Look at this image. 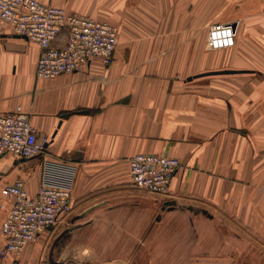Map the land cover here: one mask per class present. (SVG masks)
Here are the masks:
<instances>
[{"label": "crops", "instance_id": "obj_1", "mask_svg": "<svg viewBox=\"0 0 264 264\" xmlns=\"http://www.w3.org/2000/svg\"><path fill=\"white\" fill-rule=\"evenodd\" d=\"M38 1L110 23L118 41L107 66L96 57L38 78L37 43L0 26V111L20 105L48 140L45 158L0 155V201L22 178L31 195L67 189L73 205L20 262L207 264L264 251V0ZM216 22L234 23L232 47H206ZM136 153L180 161L166 195L130 183Z\"/></svg>", "mask_w": 264, "mask_h": 264}, {"label": "built area", "instance_id": "obj_2", "mask_svg": "<svg viewBox=\"0 0 264 264\" xmlns=\"http://www.w3.org/2000/svg\"><path fill=\"white\" fill-rule=\"evenodd\" d=\"M0 26L37 43L38 78L78 71L96 57L107 66L113 60L118 41L116 26L38 0H0ZM235 35L233 22L212 23L206 33V47H232ZM47 143L46 137H37L28 113L20 105L0 111V155L45 158ZM179 166L180 161L173 156L136 153L129 159L130 183L148 194L164 196ZM3 190L9 204L5 206L0 201L5 210L0 261L21 264L18 255L25 245L35 242L42 232L55 228L71 214L72 195L67 189L45 183L31 195L22 178L6 183Z\"/></svg>", "mask_w": 264, "mask_h": 264}, {"label": "rangeland", "instance_id": "obj_3", "mask_svg": "<svg viewBox=\"0 0 264 264\" xmlns=\"http://www.w3.org/2000/svg\"><path fill=\"white\" fill-rule=\"evenodd\" d=\"M73 214V210L71 212L70 215ZM248 255H241V256H226V257H211V261L208 262L207 264H264V251H262L261 249L259 250H255L254 254H250V250L247 251ZM156 258V261H158V264H204V259H200L196 256V257H186V256H179L178 257V261L175 263V260L177 257H172V259H170V257H152V256H148L146 261L147 264H151L152 263V259ZM202 258V257H201ZM198 259V261H197ZM216 259L218 261H216ZM160 260V261H159ZM133 262V261H132ZM21 263V262H20ZM22 264V263H21ZM39 264H50L48 257L45 255L44 257H41L40 263ZM87 264V263H86ZM92 264V263H89ZM100 264H105V263H100ZM106 264H128V263H124L123 261H114V262H109ZM131 264H138V263H131Z\"/></svg>", "mask_w": 264, "mask_h": 264}, {"label": "water", "instance_id": "obj_4", "mask_svg": "<svg viewBox=\"0 0 264 264\" xmlns=\"http://www.w3.org/2000/svg\"><path fill=\"white\" fill-rule=\"evenodd\" d=\"M226 72H230L229 70H222V71H215L214 73H226Z\"/></svg>", "mask_w": 264, "mask_h": 264}]
</instances>
